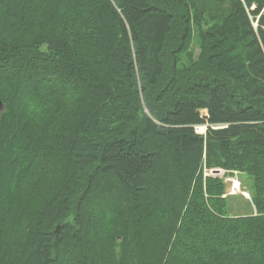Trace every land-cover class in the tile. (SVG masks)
<instances>
[{"label": "trees", "instance_id": "trees-1", "mask_svg": "<svg viewBox=\"0 0 264 264\" xmlns=\"http://www.w3.org/2000/svg\"><path fill=\"white\" fill-rule=\"evenodd\" d=\"M263 7L0 0V264H264Z\"/></svg>", "mask_w": 264, "mask_h": 264}, {"label": "rangeland", "instance_id": "rangeland-1", "mask_svg": "<svg viewBox=\"0 0 264 264\" xmlns=\"http://www.w3.org/2000/svg\"><path fill=\"white\" fill-rule=\"evenodd\" d=\"M262 12H264V7L262 9ZM257 16H252V14H249V18H250V21L252 23V25H255V28L257 27ZM197 47H193V50L196 49ZM195 52L197 53V49L195 50ZM202 114H206V111L203 110L201 111ZM200 125H197L195 128V131L199 134H204L205 133V130H206V127L202 126L201 129L199 130H196L197 127H199ZM224 170H221L220 169V172L219 173H216V174H212L210 173L213 177H219V178H224V181L227 185V188H228V195H235L233 198H231V202L233 204H235L236 206H242L240 210L238 211H235L236 213H246L248 212V208L246 206L247 202V198L243 195V190H244V187H245V184L247 182L246 178L240 174H236L234 173L232 176L228 175V176H225L224 177ZM230 182V183H229ZM233 193V194H232ZM238 194V195H237Z\"/></svg>", "mask_w": 264, "mask_h": 264}, {"label": "water", "instance_id": "water-1", "mask_svg": "<svg viewBox=\"0 0 264 264\" xmlns=\"http://www.w3.org/2000/svg\"><path fill=\"white\" fill-rule=\"evenodd\" d=\"M219 172H220L219 169H212V170H211V173H212V174H216V173H219ZM59 229H60V225H56V228H55V230H54V232H55V234H56V238H57V236H58V231H59Z\"/></svg>", "mask_w": 264, "mask_h": 264}, {"label": "bare ground", "instance_id": "bare-ground-1", "mask_svg": "<svg viewBox=\"0 0 264 264\" xmlns=\"http://www.w3.org/2000/svg\"><path fill=\"white\" fill-rule=\"evenodd\" d=\"M202 126H204V125H200L199 127H197L196 128V130H199V129H201L202 128ZM205 127V126H204ZM232 175V174H231ZM251 182H252V180H251ZM230 183V182H229ZM253 183V182H252ZM252 183H251V185H252ZM245 190V189H244ZM238 195V194H237ZM226 197H227V195H226Z\"/></svg>", "mask_w": 264, "mask_h": 264}, {"label": "built area", "instance_id": "built-area-1", "mask_svg": "<svg viewBox=\"0 0 264 264\" xmlns=\"http://www.w3.org/2000/svg\"><path fill=\"white\" fill-rule=\"evenodd\" d=\"M252 24V23H251ZM252 27L254 28V30L256 29L255 28V25H252ZM196 127V126H195ZM245 195L248 197V193H245Z\"/></svg>", "mask_w": 264, "mask_h": 264}]
</instances>
